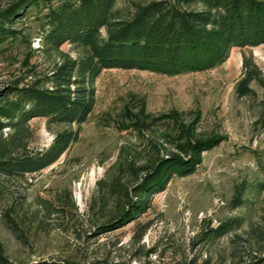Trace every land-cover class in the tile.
<instances>
[{
    "label": "rangeland",
    "instance_id": "374dc122",
    "mask_svg": "<svg viewBox=\"0 0 264 264\" xmlns=\"http://www.w3.org/2000/svg\"><path fill=\"white\" fill-rule=\"evenodd\" d=\"M11 1L0 0V6ZM135 1L144 0H117L116 7L128 13ZM45 10L31 7L14 23L26 39L0 45V86L24 77L32 65L33 75H43L58 59L56 52L40 50ZM60 48L76 54L69 42ZM245 54L253 55L264 76V43L234 47L226 61L207 70L176 75L140 68L102 70L93 110L78 126V139L41 170L0 175V264L104 257L243 264L264 255V188L257 183L264 177V85L253 82L254 91L246 95L236 91ZM142 109L161 118L140 130L133 120ZM180 122H193L199 136L221 139L202 153L193 173L175 174L153 194L136 218L100 228L121 201L117 183L131 185L135 177L123 162L144 164L157 144L163 152L181 151ZM29 124V150L47 146L55 131L68 126L47 125L42 116ZM237 190L240 201L234 199ZM231 218H237L233 229L212 236L211 228Z\"/></svg>",
    "mask_w": 264,
    "mask_h": 264
},
{
    "label": "trees",
    "instance_id": "16d2710c",
    "mask_svg": "<svg viewBox=\"0 0 264 264\" xmlns=\"http://www.w3.org/2000/svg\"><path fill=\"white\" fill-rule=\"evenodd\" d=\"M116 1L12 0L0 6V45L26 39L14 23L31 7L43 5L46 10L40 50L58 54L52 68L43 75H33L32 65L24 77L0 86L1 176L41 170L78 139V126L88 118L95 104L96 78L105 68H140L176 75L216 67L227 60L234 47L264 43V0H144L135 1L128 13L116 7ZM65 42L72 44L74 56L61 50ZM243 68L235 86L239 95L253 92V82L264 85L262 69L253 55L245 54ZM26 76L33 78L24 82ZM141 111L133 120L140 130L161 118ZM36 116L45 117L47 125L68 126L55 131L47 146L29 150L32 135L29 120ZM73 123L75 128L70 126ZM6 128L10 130L4 134ZM178 128L181 151L163 152L161 144H157L154 156L144 164L131 159L123 162L124 169L128 168L135 177L131 185L117 183L121 201L110 221L100 228L119 227L136 218L147 208L153 194L164 190L175 174L193 173L202 153L221 139L219 135L199 136L193 122H180ZM257 183L264 188V177ZM239 192L234 199L240 201ZM236 219L211 228L212 236L229 232ZM23 264L168 263L104 257L86 262L40 258ZM243 264H264V255H256Z\"/></svg>",
    "mask_w": 264,
    "mask_h": 264
}]
</instances>
